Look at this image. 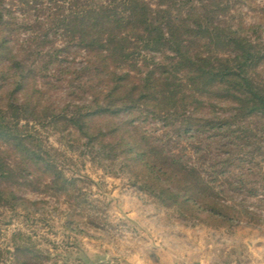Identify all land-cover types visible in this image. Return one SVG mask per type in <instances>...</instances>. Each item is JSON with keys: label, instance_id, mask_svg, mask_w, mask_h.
I'll list each match as a JSON object with an SVG mask.
<instances>
[{"label": "trees", "instance_id": "16d2710c", "mask_svg": "<svg viewBox=\"0 0 264 264\" xmlns=\"http://www.w3.org/2000/svg\"><path fill=\"white\" fill-rule=\"evenodd\" d=\"M7 1L0 0V147L6 148L0 211L26 202L17 193L28 186L84 205L73 197L79 181L62 172L68 160L42 141L40 133L52 130L85 140L105 165L122 167L163 205L225 221L226 206L206 179L222 172L203 173L186 160L191 151L210 150L198 141L209 133L217 150L257 140L252 124L264 120V26L245 22L248 0H73L75 10L56 23L68 49L50 57L39 38L19 44L28 28ZM72 49L87 57L68 83L83 99L56 112L45 106V89L56 78L52 69L60 73V55ZM220 105L229 109L226 118H202ZM229 158L222 169L231 167ZM14 253L17 261L38 259L28 247Z\"/></svg>", "mask_w": 264, "mask_h": 264}, {"label": "rangeland", "instance_id": "374dc122", "mask_svg": "<svg viewBox=\"0 0 264 264\" xmlns=\"http://www.w3.org/2000/svg\"><path fill=\"white\" fill-rule=\"evenodd\" d=\"M72 1L8 0L17 23L28 28L19 35V44L39 38L49 57L54 49L64 51L67 44L56 23L75 10ZM244 14L248 26H264V0H248ZM59 58L64 63L60 73L52 69L56 78L44 96L45 106L56 112L83 99L77 92L72 95L68 83L87 61L85 53L76 49ZM228 111L222 105L207 108L202 118H226ZM252 125L257 140L250 136L245 143L223 142L225 148L217 150L209 133L198 141L212 146L210 150L199 156L191 151L186 160L203 173L210 174L212 168L222 172L217 178L204 176L226 206L225 221L197 218L163 205L141 192L122 167L105 165L85 140L43 130V143L68 160L62 172L79 181L73 197L83 198L84 205L74 204L65 193L55 198L50 190L21 188L17 196L26 202L0 211V264H264V120ZM152 128L157 137L166 136L159 124ZM226 157L232 165L222 169ZM26 177L30 181L41 177L43 185L49 184L41 174ZM18 246L33 250L38 259L30 255L17 261Z\"/></svg>", "mask_w": 264, "mask_h": 264}]
</instances>
